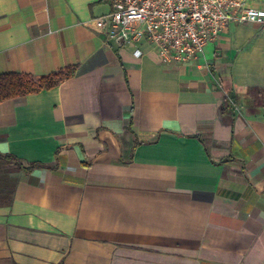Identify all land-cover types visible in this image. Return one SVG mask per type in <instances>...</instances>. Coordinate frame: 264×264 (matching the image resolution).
<instances>
[{
    "label": "crops",
    "instance_id": "obj_1",
    "mask_svg": "<svg viewBox=\"0 0 264 264\" xmlns=\"http://www.w3.org/2000/svg\"><path fill=\"white\" fill-rule=\"evenodd\" d=\"M109 8L0 0V73L77 66L0 101V153L46 164L0 159V264H264V26L164 62L107 40Z\"/></svg>",
    "mask_w": 264,
    "mask_h": 264
},
{
    "label": "built area",
    "instance_id": "obj_2",
    "mask_svg": "<svg viewBox=\"0 0 264 264\" xmlns=\"http://www.w3.org/2000/svg\"><path fill=\"white\" fill-rule=\"evenodd\" d=\"M107 13L98 18L108 23L106 39L134 47L149 41L164 62L189 63L215 42L232 23L264 26V7L247 0H109Z\"/></svg>",
    "mask_w": 264,
    "mask_h": 264
},
{
    "label": "trees",
    "instance_id": "obj_3",
    "mask_svg": "<svg viewBox=\"0 0 264 264\" xmlns=\"http://www.w3.org/2000/svg\"><path fill=\"white\" fill-rule=\"evenodd\" d=\"M76 68L77 66L75 64H71L39 76L16 71L2 72L0 73V101L51 89L62 81L72 77ZM225 102L228 106L231 105L230 107L234 108L233 105L236 103L234 93L229 92V94L226 95ZM0 159L5 160L6 162H14L16 167L27 171L46 165L42 162H30L27 165H24L19 158L13 156L12 154L0 153ZM130 160L131 149L125 150L123 148L120 154V161L128 162ZM58 264H63V262L61 261Z\"/></svg>",
    "mask_w": 264,
    "mask_h": 264
}]
</instances>
